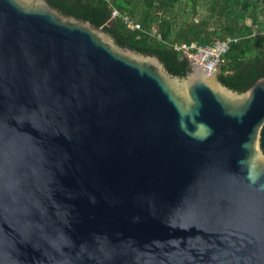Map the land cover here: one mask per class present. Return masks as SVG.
I'll return each mask as SVG.
<instances>
[{
  "label": "water",
  "instance_id": "95a60500",
  "mask_svg": "<svg viewBox=\"0 0 264 264\" xmlns=\"http://www.w3.org/2000/svg\"><path fill=\"white\" fill-rule=\"evenodd\" d=\"M217 73L0 0V264H264V77Z\"/></svg>",
  "mask_w": 264,
  "mask_h": 264
},
{
  "label": "trees",
  "instance_id": "16d2710c",
  "mask_svg": "<svg viewBox=\"0 0 264 264\" xmlns=\"http://www.w3.org/2000/svg\"><path fill=\"white\" fill-rule=\"evenodd\" d=\"M65 16L102 28L120 47L156 56L171 76L190 71L177 44L210 45L235 39L222 56L217 78L242 93L264 77V0H45ZM140 26L130 30L121 18L109 19L108 6ZM264 153V126L261 130Z\"/></svg>",
  "mask_w": 264,
  "mask_h": 264
},
{
  "label": "built area",
  "instance_id": "2783aa9c",
  "mask_svg": "<svg viewBox=\"0 0 264 264\" xmlns=\"http://www.w3.org/2000/svg\"><path fill=\"white\" fill-rule=\"evenodd\" d=\"M110 17L121 18L126 27L130 30L140 31V26L133 22L127 15H121L114 7L108 6ZM235 39L227 37L223 40H217L210 45H197L196 43L177 44L173 48L176 52L186 55L189 59V66H197L208 74L212 71L218 70L222 56L228 51L229 46Z\"/></svg>",
  "mask_w": 264,
  "mask_h": 264
}]
</instances>
